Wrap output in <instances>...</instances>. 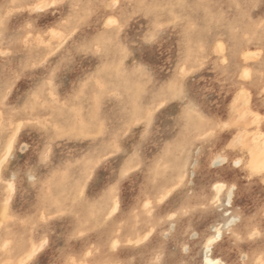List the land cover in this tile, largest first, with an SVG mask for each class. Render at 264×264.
<instances>
[{
	"label": "rangeland",
	"instance_id": "1",
	"mask_svg": "<svg viewBox=\"0 0 264 264\" xmlns=\"http://www.w3.org/2000/svg\"><path fill=\"white\" fill-rule=\"evenodd\" d=\"M108 2L0 0V264H190L220 180L241 215L220 249L261 264L264 0Z\"/></svg>",
	"mask_w": 264,
	"mask_h": 264
},
{
	"label": "snow or ice",
	"instance_id": "2",
	"mask_svg": "<svg viewBox=\"0 0 264 264\" xmlns=\"http://www.w3.org/2000/svg\"><path fill=\"white\" fill-rule=\"evenodd\" d=\"M51 6L55 7L56 5L54 3ZM104 6L108 7V8L119 9L120 8V0H110V2H108ZM254 6H255L254 4H249L246 7L248 9H250L251 7H254ZM177 7H181V5H177ZM125 22L126 21L124 19H122L120 21V23H125ZM2 23L3 22L0 21V25H2ZM108 23L112 24V25H117V27H119V24H118V22L116 20H111L110 19L108 21ZM224 23L227 26L228 22L225 21ZM249 23H251V21H249ZM28 28H31L30 24L28 25ZM188 28H189V32H192L195 29V25H193V24H191L189 22ZM261 29L264 30V21L261 22ZM218 48H223V45H218ZM6 55H8V54L4 53V52H0V56H6ZM224 63L227 64V61H225ZM250 79H251L250 74L247 71H245L243 73V75L241 76V80H243V81H248ZM47 83L50 84L51 81L49 80ZM262 86H264V85H262ZM241 94H243V93H241ZM257 119L264 120V116L257 117ZM229 126H230V124H228V123H220V122L210 123V127L213 128L214 131L220 130V129H227ZM213 134L214 133L210 132L209 136H212ZM236 143H237L236 141H233V144H229L228 148H232L234 146V144H236ZM10 151H11V146H9V153H10ZM48 157H49V150L47 148H45V150L39 156V164L40 165L45 164L48 161ZM7 160H8V156H4L3 158H0V171L3 170L4 164L7 162ZM248 170H249V172L251 174H255L257 171H259V173L261 175H264V163H261L259 165V167H257L255 164H249L248 165ZM12 179L15 180L16 177L12 176ZM11 187H12V185H9V188H11ZM223 187H224V185L217 183L215 185L216 192L215 193H210L208 199H206V200H198V201H196L197 205L202 207V210L204 212H206V213H214L216 211H220L223 214L230 215V213H227L224 210L223 204L218 202L220 200V197H219L218 193L220 192V190ZM234 190H235V184H233L231 186V188L227 192L226 196L224 197V200L229 205V207L231 206L232 191H234ZM170 219H171V217H170ZM229 223H231V221H229ZM219 233H220L219 227L213 226V227H211L210 232L205 234L204 241H202V248H203V251L205 253L209 252L211 250V247L221 238ZM231 235H233V234L231 233V231H229V236H231ZM255 235H256V233H254V232L251 233V235H247L246 234L245 238L246 239H252ZM145 239H147V237H145ZM235 239H236V241H240L241 237L240 236H236ZM46 243H47V241H43L41 243L40 247L42 248L44 246V244H46ZM3 247H4V249H7L8 248V243H4ZM114 247H115V245H114ZM261 247H262L261 264H264V242H262ZM38 250L39 249H37L34 246L32 254L35 255V253ZM185 251H187V249H185ZM90 254L91 253H89V255ZM152 264H160V257L157 256L155 258V260L152 262ZM193 264H199V262L198 261L197 262H193ZM211 264H230V262L226 261V260H223V259H214L211 262Z\"/></svg>",
	"mask_w": 264,
	"mask_h": 264
},
{
	"label": "bare ground",
	"instance_id": "3",
	"mask_svg": "<svg viewBox=\"0 0 264 264\" xmlns=\"http://www.w3.org/2000/svg\"><path fill=\"white\" fill-rule=\"evenodd\" d=\"M88 1V0H87ZM90 2V1H89ZM256 134V138H262L261 140H262V143L261 144H259V143H256L257 144V146L255 147V150H254V152H252L253 154H252V159H253V161H255V162H257V161H264V130H262V131H259L258 133L256 132L255 133ZM248 136H250V135H248ZM247 136V137H248ZM246 137V135L244 136V138ZM254 137V138H255ZM242 139V138H241ZM251 139V138H250ZM236 140V139H235ZM249 140V139H248ZM259 140V139H258ZM257 142V141H256ZM261 142V141H260ZM240 143V142H239ZM253 143V142H252ZM249 144V143H248ZM254 144H255V141H254ZM261 145V146H260ZM247 157V156H246ZM232 159V161H231V163H232V165H234V166H240L241 164H242V162H244L245 160L243 159V158H234V157H232L231 158ZM244 160V161H243ZM223 161H225V159H222V158H219V157H217V158H214L212 161H211V164L212 165H218V164H222V163H224ZM252 161V162H253ZM187 173V172H186ZM189 178V177H188ZM256 178V177H255ZM216 181V180H215ZM217 183H219V184H222V185H224V187L220 190V192H219V197H220V200L219 201H221L220 203H222L223 204V208H224V210L227 212V213H230V215H226V214H223L222 212H221V217H220V219L219 220H217V222L216 223H214V224H212V225H210L209 226V228L206 230L207 232H205V233H203V235H201V237H199V240L197 241V243H196V245H195V247H194V245H193V247L194 248H192V245L191 244H186L185 245V247H184V251H185V249H187V251L186 252H189V251H191V249L193 250H195L194 252H193V259H192V261H191V263L190 264H193V262H199V264H211V262L214 260V259H223V260H226V261H229L230 262V264H235L228 256H227V254H224L223 252H222V250L224 249H220V244H222L221 243V238L211 247V250L209 251V252H204L203 251V248H202V241H204V237H205V234L206 233H209L210 232V229H211V227H213V226H215V227H219V229H220V237H222V234H223V231L224 230H228L229 228H231V227H233L234 225H236V223L237 222H239L240 220H241V215H239V214H236L235 212H233V206H232V201H234L233 200V196H234V194H235V190L234 191H232V199H231V206L229 207V205L225 202V200H224V197L226 196V194H227V192L229 191V189L231 188V186L233 185V184H227V183H225L224 181H222V180H220V181H217L216 183H215V185L217 184ZM214 185V186H215ZM211 186V185H210ZM13 188V187H12ZM211 188V187H210ZM241 188V187H240ZM235 189H236V186H235ZM107 198V197H106ZM121 203V202H120ZM240 210V209H239ZM243 212V211H242ZM243 213H245V212H243ZM207 217V216H206ZM213 218V217H212ZM211 220V219H210ZM229 221H231V223H229ZM10 234V233H9ZM173 234H175V233H173ZM34 235V234H33ZM36 235V234H35ZM191 237H193L192 236V234H191ZM223 242V241H222ZM36 243V242H35ZM194 243V242H193ZM2 243H0V245H1ZM46 245V244H45ZM228 246V245H227ZM10 248V247H9ZM163 249V248H162ZM228 249V248H227ZM247 249V248H246ZM243 250H245V249H243ZM249 250V249H248ZM25 251V250H24ZM84 252V251H83ZM185 252V253H186ZM243 252V251H242ZM245 252H247V251H245ZM240 253V252H239ZM75 254V253H74ZM97 254V253H96ZM231 254V253H230ZM247 253H243L242 255H241V258L243 259V258H246V255ZM82 255H83V253H82ZM235 256V255H234ZM78 257V256H77ZM154 258V257H153ZM93 259V258H92ZM97 259V258H96ZM189 259V258H188ZM234 259V258H233ZM65 260V259H64ZM191 260V259H190ZM239 260V259H238ZM11 261V260H10ZM89 261H91V259H88V262ZM86 262V261H85ZM92 262V261H91ZM19 264H21V263H19ZM70 264H72V262L70 263ZM107 264H114V263H107ZM121 264V263H120Z\"/></svg>",
	"mask_w": 264,
	"mask_h": 264
}]
</instances>
